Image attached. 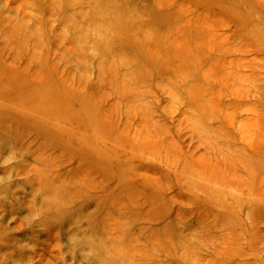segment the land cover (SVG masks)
<instances>
[{"label":"rangeland","instance_id":"obj_1","mask_svg":"<svg viewBox=\"0 0 264 264\" xmlns=\"http://www.w3.org/2000/svg\"><path fill=\"white\" fill-rule=\"evenodd\" d=\"M0 93V264H264V0H0Z\"/></svg>","mask_w":264,"mask_h":264},{"label":"bare ground","instance_id":"obj_2","mask_svg":"<svg viewBox=\"0 0 264 264\" xmlns=\"http://www.w3.org/2000/svg\"><path fill=\"white\" fill-rule=\"evenodd\" d=\"M141 16V15H140ZM117 23H118V21H117ZM115 25V24H114ZM121 26H123V25H121ZM139 30V29H138ZM137 30V31H138ZM136 31V32H137ZM132 35V34H131ZM133 38V37H132ZM132 46H133V44H132ZM139 46V45H138ZM127 48V47H126ZM132 49V48H131ZM137 49V48H136ZM135 49V50H136ZM51 87V86H50ZM3 92V91H2ZM0 95H1V93H0ZM58 95V94H57ZM60 95V94H59ZM6 98V97H5ZM51 98V97H50ZM43 99V98H42ZM53 99H54V97H53ZM6 100H7V98H6ZM47 100V99H46ZM41 102V101H40ZM46 103H47V101H45ZM44 102V103H45ZM37 103V102H36ZM38 103H39V101H38ZM26 104H27V102H26ZM10 105V104H9ZM28 105H29V103H28ZM38 105V104H37ZM43 105V104H42ZM11 106H13V105H11ZM23 106V105H22ZM31 106V105H30ZM35 106V105H34ZM39 106V105H38ZM41 107V106H40ZM15 108H16V106H15ZM17 108H18V106H17ZM34 108V107H33ZM20 108H18V110H19ZM31 109V108H30ZM39 109V108H38ZM46 109V108H45ZM50 109V108H49ZM47 110V109H46ZM27 112H29L28 110H27ZM27 112H25V113H27ZM44 112V111H43ZM25 113H24V115H25ZM52 114V113H51ZM28 115V114H27ZM26 116V115H25ZM58 130H60V128L58 129ZM96 132V131H95ZM63 134V133H62Z\"/></svg>","mask_w":264,"mask_h":264}]
</instances>
